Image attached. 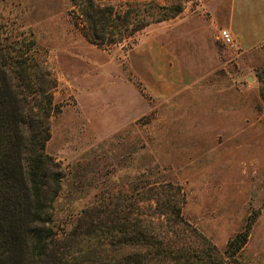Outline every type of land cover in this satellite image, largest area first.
I'll return each mask as SVG.
<instances>
[{
    "label": "rangeland",
    "instance_id": "374dc122",
    "mask_svg": "<svg viewBox=\"0 0 264 264\" xmlns=\"http://www.w3.org/2000/svg\"><path fill=\"white\" fill-rule=\"evenodd\" d=\"M99 4L149 17L98 48L71 0L0 1L6 32L35 41L38 99L54 106L43 171L45 196L58 180L51 228L121 227L128 212L153 213L154 199L138 203L147 190L178 186L182 217L220 253L249 225L238 264H264V0Z\"/></svg>",
    "mask_w": 264,
    "mask_h": 264
},
{
    "label": "trees",
    "instance_id": "16d2710c",
    "mask_svg": "<svg viewBox=\"0 0 264 264\" xmlns=\"http://www.w3.org/2000/svg\"><path fill=\"white\" fill-rule=\"evenodd\" d=\"M100 1L71 0V13L84 27L83 38L98 48L121 43L125 35H133L128 27L135 23L138 28L149 17L141 14L143 8L117 10ZM34 46L32 36H13L0 23V264H238L249 225L220 253L182 217L184 199L178 186L147 190L138 203L154 199L153 213L134 217L128 212L121 227L112 221L91 232L55 233L50 224L58 180L50 196L43 192V171L50 162L44 152L50 136L47 124L54 106L49 95L38 99L42 75Z\"/></svg>",
    "mask_w": 264,
    "mask_h": 264
},
{
    "label": "built area",
    "instance_id": "2783aa9c",
    "mask_svg": "<svg viewBox=\"0 0 264 264\" xmlns=\"http://www.w3.org/2000/svg\"><path fill=\"white\" fill-rule=\"evenodd\" d=\"M219 37L223 42H230L229 34L226 31H221Z\"/></svg>",
    "mask_w": 264,
    "mask_h": 264
}]
</instances>
